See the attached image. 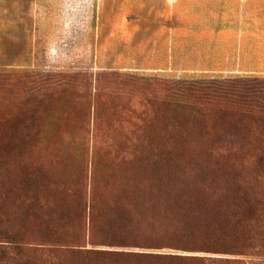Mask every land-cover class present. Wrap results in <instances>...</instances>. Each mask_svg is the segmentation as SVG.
I'll return each instance as SVG.
<instances>
[{
    "label": "rangeland",
    "instance_id": "obj_1",
    "mask_svg": "<svg viewBox=\"0 0 264 264\" xmlns=\"http://www.w3.org/2000/svg\"><path fill=\"white\" fill-rule=\"evenodd\" d=\"M163 1L0 0V264H264V39L182 75ZM166 182L237 198L164 225Z\"/></svg>",
    "mask_w": 264,
    "mask_h": 264
},
{
    "label": "crops",
    "instance_id": "obj_2",
    "mask_svg": "<svg viewBox=\"0 0 264 264\" xmlns=\"http://www.w3.org/2000/svg\"><path fill=\"white\" fill-rule=\"evenodd\" d=\"M164 2L174 8L178 20L180 18V22H183L174 24V36L179 40L175 53L189 56L188 66L184 64V67L177 69L182 71V75L229 77L250 73L255 67V61L250 65L248 58L249 54H257L256 44L264 39V26L261 27L255 18L250 20L246 9L260 5L259 0ZM249 61L252 60L249 58Z\"/></svg>",
    "mask_w": 264,
    "mask_h": 264
},
{
    "label": "trees",
    "instance_id": "obj_3",
    "mask_svg": "<svg viewBox=\"0 0 264 264\" xmlns=\"http://www.w3.org/2000/svg\"><path fill=\"white\" fill-rule=\"evenodd\" d=\"M256 90L264 92V83L259 84ZM171 180H175V177H171ZM213 180L218 181L219 177L212 178L211 181ZM236 198L235 191H232V187L228 186H223V190L220 192L214 187L203 189L200 186H193L181 191L175 190L174 184L166 182L162 189L161 218L164 225L173 220L175 224L177 222L181 225L188 215L195 216L197 224L212 221L214 217L222 216L228 205Z\"/></svg>",
    "mask_w": 264,
    "mask_h": 264
},
{
    "label": "bare ground",
    "instance_id": "obj_4",
    "mask_svg": "<svg viewBox=\"0 0 264 264\" xmlns=\"http://www.w3.org/2000/svg\"><path fill=\"white\" fill-rule=\"evenodd\" d=\"M225 190H226V189H225ZM228 192H229V191H228ZM222 193H223V192H222ZM222 193H221V194H222ZM185 194H186V193H185ZM233 194H234V193H233ZM180 197H181V196H180ZM213 197H214V196H213ZM227 198H228V197H227ZM185 201H186V200H185ZM187 201H188V200H187ZM210 201H211V200H210ZM232 201H234V200H232ZM180 202H181V201H180ZM180 202H179V203H180ZM184 205H185V204H184ZM179 206H180V205H179ZM213 206H214V205H213ZM216 206H217V205H216ZM196 207H197V206H196ZM175 212H176V211H175ZM193 213H194V212H193ZM197 216H198V215H197ZM175 217H176V216H175ZM173 221H174V220H173Z\"/></svg>",
    "mask_w": 264,
    "mask_h": 264
}]
</instances>
